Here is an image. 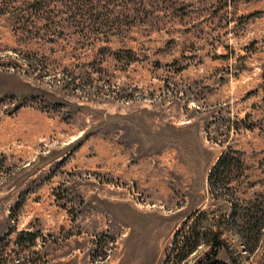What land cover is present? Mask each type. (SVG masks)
I'll return each instance as SVG.
<instances>
[{"label": "rangeland", "instance_id": "obj_1", "mask_svg": "<svg viewBox=\"0 0 264 264\" xmlns=\"http://www.w3.org/2000/svg\"><path fill=\"white\" fill-rule=\"evenodd\" d=\"M33 1L0 0V264H174L196 211L264 264L220 218L264 215V0Z\"/></svg>", "mask_w": 264, "mask_h": 264}, {"label": "trees", "instance_id": "obj_2", "mask_svg": "<svg viewBox=\"0 0 264 264\" xmlns=\"http://www.w3.org/2000/svg\"><path fill=\"white\" fill-rule=\"evenodd\" d=\"M37 5L38 0H34L32 6ZM236 154L233 150L223 152L212 166L207 178L211 189L218 190L219 186L222 187L220 182L223 183V178L227 179L234 174H239L238 170L242 169V161ZM233 204L231 202L232 206L229 215L226 211H223L224 215L222 214L220 218L227 217L230 221H234L235 224L237 221L242 220L241 223H244V228H248L246 232L250 230L249 227L251 226L252 233L258 236L261 229L264 228V215H261V210L256 212L257 215H254V210H238ZM205 214L206 211L192 213L187 217L182 227L175 232L171 242V247L176 248L174 251V264H182L192 252L204 243L208 245V249L197 257L194 264H228V262L218 258V253L224 248V243H226L222 237L224 232L221 230V224L217 225L216 228L205 225L203 221L206 218ZM189 221H191L190 224L188 223Z\"/></svg>", "mask_w": 264, "mask_h": 264}]
</instances>
